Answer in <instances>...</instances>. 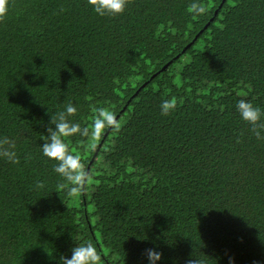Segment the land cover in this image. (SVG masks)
<instances>
[{
    "label": "trees",
    "instance_id": "1",
    "mask_svg": "<svg viewBox=\"0 0 264 264\" xmlns=\"http://www.w3.org/2000/svg\"><path fill=\"white\" fill-rule=\"evenodd\" d=\"M222 1L194 17L193 0H128L101 17L88 0H7L0 135L18 138V162L0 159V264H59L82 242L103 264H148L154 246L157 264H264V139L235 108L264 109V0ZM69 103L82 128L95 107L120 124L95 149L66 138L91 174L78 192L40 150Z\"/></svg>",
    "mask_w": 264,
    "mask_h": 264
},
{
    "label": "clouds",
    "instance_id": "2",
    "mask_svg": "<svg viewBox=\"0 0 264 264\" xmlns=\"http://www.w3.org/2000/svg\"><path fill=\"white\" fill-rule=\"evenodd\" d=\"M128 0H88V6L98 16H116L122 14L127 7ZM7 0H0V19L7 15ZM188 11L194 17L203 16L207 13V8L200 0H193ZM176 107L173 100H163L160 104L161 114L168 115ZM236 112L239 118L251 125V131L258 140L264 139V109L253 105L246 100L237 101ZM93 116L90 127L82 128L81 125L70 117L77 113V108L72 104L65 105L62 111L50 116L47 134L41 133L43 144L40 145L41 153L47 159L54 161L53 171L61 177L70 186L72 192L80 191L90 182L91 174L85 169L81 155L74 153L69 149L66 138L80 135L90 136L91 143L89 149H95L96 140L109 129H118L120 127L117 121L116 113L107 107H95L92 109ZM18 138L14 135H0V159L10 163L18 162L17 153ZM41 183L37 188H41ZM144 240V239H143ZM148 264H157L164 259L163 253L153 248L146 249L144 252ZM59 264H103L102 255L92 242H82L76 244L71 249V256L61 255ZM172 264H180L179 259H173ZM186 264H205L199 258L191 255ZM231 264V258L229 261Z\"/></svg>",
    "mask_w": 264,
    "mask_h": 264
},
{
    "label": "water",
    "instance_id": "3",
    "mask_svg": "<svg viewBox=\"0 0 264 264\" xmlns=\"http://www.w3.org/2000/svg\"><path fill=\"white\" fill-rule=\"evenodd\" d=\"M222 2H224V0L222 1ZM215 14H216V12H215ZM212 20H210L208 23H207V25L211 22ZM207 25L205 26V28L207 27ZM189 46V45H188ZM187 46V47H188ZM176 58H178V56H176ZM168 64H170V63H167L161 70H163V69H165V67H167L168 66ZM155 76V74L152 76V78ZM140 88H142V86L140 87Z\"/></svg>",
    "mask_w": 264,
    "mask_h": 264
}]
</instances>
